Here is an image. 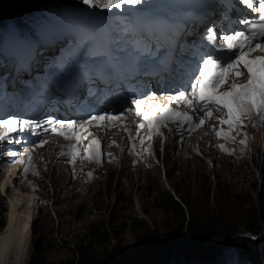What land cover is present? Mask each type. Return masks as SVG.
<instances>
[{
  "label": "rangeland",
  "instance_id": "rangeland-1",
  "mask_svg": "<svg viewBox=\"0 0 264 264\" xmlns=\"http://www.w3.org/2000/svg\"><path fill=\"white\" fill-rule=\"evenodd\" d=\"M75 1L0 0V16L4 14L0 46L5 42L0 52L20 53L11 45L13 34L52 28V20L59 16L51 9ZM13 11H18L17 15L12 16ZM70 18L77 21L74 15ZM41 53H48L47 48ZM6 64L0 61V74L9 71ZM4 109L8 104L0 102V110ZM223 131L230 132L234 142L228 135L219 140L210 137L212 132L187 138L176 130L165 131L166 136L148 139L140 152L108 147L103 163L90 161L93 156L85 147L79 155L84 153L87 158L70 162L58 161L57 149L53 152L49 148L35 155L23 149L15 152L20 158L34 159L31 164L11 162L16 156L8 155L11 152L0 144V175L9 168L8 176L16 177L12 185L3 186L4 190L0 186V232L7 224V194L11 196L17 188L39 200L36 217L30 222L25 264L38 244L47 261L75 256L82 248L98 263L116 264L113 261L123 251L130 253L138 246L156 243L182 224L171 198L177 202L182 199L194 216L215 213L242 227L259 208L264 211V119L252 116L242 129L248 133L246 145L240 144L243 135L228 127ZM256 227L264 233L261 221ZM174 257L168 264H180L181 259Z\"/></svg>",
  "mask_w": 264,
  "mask_h": 264
},
{
  "label": "snow or ice",
  "instance_id": "snow-or-ice-1",
  "mask_svg": "<svg viewBox=\"0 0 264 264\" xmlns=\"http://www.w3.org/2000/svg\"><path fill=\"white\" fill-rule=\"evenodd\" d=\"M84 5L97 4L103 9L122 8L125 4L135 5L140 3V0H81ZM244 5L252 7L250 0H243ZM258 19L262 22L259 26L253 23L251 26L254 29L251 35H248L245 31H231L230 34L223 35L222 39L226 44H221V48H226L231 52L234 59L221 61L208 57L202 59V62L197 66V72L194 74V78L191 80L190 87L187 91H178L174 97L177 104L186 105L189 109H192L196 113L201 114L198 124L192 123V117L188 116L187 112H179L175 108L162 109L161 115H150L149 112L143 111V100L132 97L129 101L130 107L123 109L119 113L102 112L99 114H93L89 117L87 123L111 121L113 119H119L121 117H127L132 113L133 109L137 117L141 119V124L137 127H144L145 124L149 128L154 127L157 124H163L173 116L187 117V122L192 124L193 127H198L205 123V119L212 118V109H219L225 113L224 117H217L221 125H227L231 132H235L238 135H243V139L240 140L241 145H246L248 140V133L242 132V129L247 126L252 116H259L264 119V57L248 58L250 52L255 49L264 48V43L257 42L252 43L256 39L257 35L264 36V0H260L257 9ZM241 24H248L247 20L240 21ZM258 29V30H256ZM209 31H212L211 29ZM241 67L247 72V83L237 85L232 83L231 87L227 91H219L222 84L227 82V78L234 72L235 76L239 77L244 75L241 71ZM155 93H152V97H155ZM147 99V97H145ZM49 125L45 128L37 121L29 119H19L17 117H8L0 119V124L6 125L8 133L12 132H25L30 129L40 128L44 132H59L61 136H66V133L62 130L63 125H67L73 129L78 124L75 120L70 121H46ZM254 126V125H253ZM215 129V125H213ZM157 135L159 133L157 132ZM218 136L228 135L230 139L234 137L231 133H225L223 129L217 132ZM73 140L78 139L75 135L70 137ZM16 140V137L10 135H0V141L3 140ZM46 143L42 138L39 140V144ZM243 151V149H241ZM10 156L18 155L15 152L9 153ZM69 162L71 161L72 154H67ZM16 162V161H12ZM22 163V161H20Z\"/></svg>",
  "mask_w": 264,
  "mask_h": 264
},
{
  "label": "trees",
  "instance_id": "trees-1",
  "mask_svg": "<svg viewBox=\"0 0 264 264\" xmlns=\"http://www.w3.org/2000/svg\"><path fill=\"white\" fill-rule=\"evenodd\" d=\"M20 7V6H19ZM19 9V8H18ZM180 198V197H179ZM175 214L181 215L180 226L172 235L163 236L156 243L137 247L130 253L126 251L119 255L116 264H168L177 258L180 264H195L197 260H211L217 264L219 260L224 263V258L234 253L241 264H264V233L257 230L256 223L264 224V211H258L248 219L242 227L229 223L227 217L215 213L194 216L187 210L185 202L174 201ZM5 226V225H4ZM223 244V245H222ZM227 244L228 247H224ZM226 251V252H225ZM237 263V262H236ZM27 264H103L93 259L88 251L82 248L75 256L57 262L47 261L41 245L33 250Z\"/></svg>",
  "mask_w": 264,
  "mask_h": 264
},
{
  "label": "bare ground",
  "instance_id": "bare-ground-1",
  "mask_svg": "<svg viewBox=\"0 0 264 264\" xmlns=\"http://www.w3.org/2000/svg\"><path fill=\"white\" fill-rule=\"evenodd\" d=\"M234 2L236 3V1ZM54 29V25L52 28L48 26L45 28V30L49 32ZM94 130L96 132H104L105 128L99 124L94 128ZM148 133L151 135V138H155L156 140V137L158 136L157 133H154L152 129H149ZM165 133V131L162 132L164 136H166ZM78 144H83V147H85L84 151H87V153L92 156H95L99 152L98 147L95 144H92L90 141H82V143ZM45 149L48 148L44 147L42 150ZM156 150L159 151L158 149ZM13 170L15 171L16 168ZM8 174L9 168L5 169L2 172V175H0L1 188L5 184V186L13 184L11 180L15 179L16 177L13 178L12 174L10 176H8ZM4 189L5 187H3V190ZM5 194H7L6 191ZM7 196V224L2 232H0V264H25L30 246V222H32L36 217V210L39 206V200L35 199V196L31 194V192H21L18 188L17 190H14L11 196L8 194ZM36 200L38 204L36 203ZM32 202L33 204L31 205Z\"/></svg>",
  "mask_w": 264,
  "mask_h": 264
},
{
  "label": "clouds",
  "instance_id": "clouds-1",
  "mask_svg": "<svg viewBox=\"0 0 264 264\" xmlns=\"http://www.w3.org/2000/svg\"><path fill=\"white\" fill-rule=\"evenodd\" d=\"M173 130H175V129H173V128H164V129H161V131H159L158 133H159V137H161V135H162V132L163 131H167V132H172ZM177 131V130H176ZM143 132H141V133H139L137 136H139V140H135L132 144H130L128 141H126V139L125 138H122V139H119V138H117V139H115V144H101V147H100V150H101V157H103V161L105 160V158H106V154H104V151H107L106 149L108 148V147H117V146H119V147H123L125 150H127L128 152H140V149L141 148H143V144L148 140V139H151V136L150 137H147V138H144V137H141L140 135L142 134ZM199 134H201V133H197V134H195V135H193V136H190V137H195V136H198ZM205 135H207V133H205L203 136H205ZM190 137H188V138H190ZM210 137H212V136H210ZM141 144V145H140ZM99 145V144H98ZM97 145V146H98ZM140 145V146H139ZM23 157V156H22ZM58 161H63L62 160V158H61V156H59V158H58ZM103 161L102 162H100V163H103ZM36 192V191H35ZM205 260H202V259H200V260H197V263H195V264H204L205 262H204Z\"/></svg>",
  "mask_w": 264,
  "mask_h": 264
},
{
  "label": "water",
  "instance_id": "water-1",
  "mask_svg": "<svg viewBox=\"0 0 264 264\" xmlns=\"http://www.w3.org/2000/svg\"><path fill=\"white\" fill-rule=\"evenodd\" d=\"M16 13H18V11H16V12L13 11V12H11L10 14H11L12 16H15V15H17ZM14 14H15V15H14ZM3 15H4V14H3ZM3 15L0 16V19L3 17ZM1 27H3V25L0 24V28H1Z\"/></svg>",
  "mask_w": 264,
  "mask_h": 264
}]
</instances>
